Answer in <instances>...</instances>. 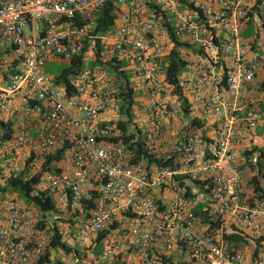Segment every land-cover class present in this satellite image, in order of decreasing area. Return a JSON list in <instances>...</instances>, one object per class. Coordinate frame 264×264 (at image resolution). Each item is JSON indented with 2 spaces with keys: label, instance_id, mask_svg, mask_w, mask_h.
Listing matches in <instances>:
<instances>
[{
  "label": "built area",
  "instance_id": "1",
  "mask_svg": "<svg viewBox=\"0 0 264 264\" xmlns=\"http://www.w3.org/2000/svg\"><path fill=\"white\" fill-rule=\"evenodd\" d=\"M50 62L80 67L72 94ZM263 85L264 0H0V182L36 181L73 249L107 233L108 264H264ZM137 141L166 165L134 162ZM50 228L2 194L0 264L38 263Z\"/></svg>",
  "mask_w": 264,
  "mask_h": 264
},
{
  "label": "trees",
  "instance_id": "2",
  "mask_svg": "<svg viewBox=\"0 0 264 264\" xmlns=\"http://www.w3.org/2000/svg\"><path fill=\"white\" fill-rule=\"evenodd\" d=\"M111 6V4H110ZM112 8H105L101 13L98 14L95 22H96V28L92 30V34L96 36H102L105 33H107L109 30H111L114 26V16L112 14ZM173 50L171 54V67H170V78H175L179 74L182 73L184 70V63L179 58L178 53V45ZM79 66L76 63L68 64L66 69L62 72V74L58 77H55L58 83H62L66 85L69 94H72V81L71 77L74 74L78 73ZM264 87V85H263ZM125 99V104L122 108V113L125 116H131V109L132 104L134 103L132 99L131 93L123 94ZM132 117L130 118V120ZM195 122V121H194ZM1 129L4 128V124L0 125ZM119 126L122 129L124 135H123V142L125 144H129L131 139L133 137H130L127 135L128 133V123L127 122H119ZM9 130V129H8ZM12 134V131L4 132L3 134L0 132V138L7 139L10 138ZM131 149L136 154L134 162L143 161L144 159L148 160L151 164H157L160 166H165L166 164H163V161L156 160L153 157L149 156L147 151L145 150V147L142 142L137 141L135 144L131 145ZM62 152H57L54 155H50L47 158V162L45 165V170H48V166L51 165L53 161H59L62 158ZM1 177V174H0ZM36 181H28L25 179V174L21 173L18 176H14L10 179H8L7 185L5 187L2 186L0 182V200L2 197V194H5L7 192L9 193H18V195L23 198L28 204L33 205L35 208L40 210V227L44 229L45 227H51L50 231H53L52 240L50 243V246L47 249V254L39 261V264H50L51 257L53 253H56L55 262L60 264L61 256H71L72 260L79 259L80 264H83L84 262L87 264H90L87 262V254L90 252L94 245L101 243L107 236V233H104L100 235L98 240L91 246L90 249H73L66 241L63 240L62 235L59 233V224L62 222L68 221V218L64 213H61L57 210L56 204L52 197L47 195L46 193L38 192L35 189ZM84 206L88 211H90L94 207V199L85 200ZM51 214H55L54 218H51ZM71 219V218H70ZM72 221V219H71ZM82 262V263H81ZM62 264V263H61ZM96 264V263H91Z\"/></svg>",
  "mask_w": 264,
  "mask_h": 264
},
{
  "label": "rangeland",
  "instance_id": "3",
  "mask_svg": "<svg viewBox=\"0 0 264 264\" xmlns=\"http://www.w3.org/2000/svg\"><path fill=\"white\" fill-rule=\"evenodd\" d=\"M68 63L66 62H50L46 65L45 71L49 72L52 76L58 77L66 69ZM130 132H134V128L129 129ZM55 214H51V218H54ZM108 249V241H103L93 246L92 250L87 254L88 263L106 264L102 262V256ZM55 259L56 253H53Z\"/></svg>",
  "mask_w": 264,
  "mask_h": 264
},
{
  "label": "crops",
  "instance_id": "4",
  "mask_svg": "<svg viewBox=\"0 0 264 264\" xmlns=\"http://www.w3.org/2000/svg\"><path fill=\"white\" fill-rule=\"evenodd\" d=\"M258 135H261V130H258ZM70 258H71V256L69 255V256H68V262H70V261L72 260V258H71V259H70ZM69 259H70V261H69ZM72 261H73V260H72ZM72 261H71L70 264H73ZM35 264H39V262H38V263L35 262ZM51 264H58V263L55 262V263H51ZM60 264H61V263H60ZM84 264H87V263L84 262ZM106 264H108V263H106Z\"/></svg>",
  "mask_w": 264,
  "mask_h": 264
}]
</instances>
